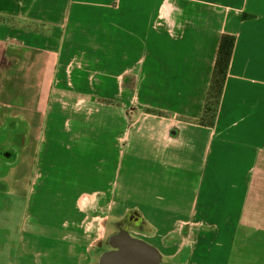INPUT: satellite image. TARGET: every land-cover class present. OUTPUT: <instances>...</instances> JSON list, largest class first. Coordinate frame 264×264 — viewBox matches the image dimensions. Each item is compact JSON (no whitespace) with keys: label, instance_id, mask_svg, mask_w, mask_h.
Returning <instances> with one entry per match:
<instances>
[{"label":"rangeland","instance_id":"374dc122","mask_svg":"<svg viewBox=\"0 0 264 264\" xmlns=\"http://www.w3.org/2000/svg\"><path fill=\"white\" fill-rule=\"evenodd\" d=\"M194 9L188 1L169 0L165 16L172 30L184 19L193 25L189 19H193ZM91 35L97 40V31ZM1 45L5 42L0 33ZM22 48L0 54V108L13 104L17 111L32 115L45 153L35 171L31 208L26 198L9 195L8 200H0V264H16L22 251L36 250L31 258L35 261L39 245L47 243L46 252L52 251L59 264H94L111 233L109 224L134 209L154 229L144 241L156 246L171 264H182L186 250L190 251L189 264H264L263 234L254 232V237L248 238L250 232L242 225L248 220L243 216L240 221L236 216V222H241L245 235L238 232L237 244L232 245L235 217L229 213L233 207L228 206L235 200L223 196L242 187L244 167L231 164L224 155H240L243 160L244 154L241 147L221 151V146L231 145L226 143L231 133L223 132L227 129L214 136L194 127L183 133L151 115L138 117L136 112L142 113L147 102V97L143 100L140 96L133 118L120 115L122 104L115 102L112 88L105 97L93 90L94 77L91 86L78 81L80 76L85 79L88 73L98 72L95 41L82 53L69 50L70 65L60 71L58 84L55 50L49 52L30 42ZM1 58H9L8 69ZM18 97L26 110L14 103ZM238 119L244 122L241 114ZM78 122L82 131L74 133ZM244 129L243 125L239 128L242 133L234 135L233 145L246 143ZM96 134L102 138L100 148L94 147ZM213 138L217 142L211 143ZM253 175L250 189L258 192L255 201L262 208L264 224V175L258 171ZM27 212L36 218L42 232L27 233L28 239L33 236L38 240L20 247L19 234ZM261 224L254 223L263 228Z\"/></svg>","mask_w":264,"mask_h":264},{"label":"crops","instance_id":"0c3cea01","mask_svg":"<svg viewBox=\"0 0 264 264\" xmlns=\"http://www.w3.org/2000/svg\"><path fill=\"white\" fill-rule=\"evenodd\" d=\"M168 1L0 0V33L5 42V46H0V54L23 49L29 42L46 47L49 52L55 50L58 84L60 71L70 65L69 50L82 53L95 41L98 72L88 73L85 79L80 76L78 81L91 86L94 77L93 90L105 97L112 88L115 102L122 104L118 107L120 115L133 118L140 96L143 100L147 97V102L142 113L136 112L138 117L151 115L183 133L194 127L214 136L227 129L223 132L231 133L226 142L231 145L221 146V151L241 147L244 154L243 160L240 155L223 154L231 164L244 167L242 187L238 186L230 196L224 192L223 196L235 200L233 206H228L233 207L229 213L235 217L232 245L237 244L242 225L250 232L248 238L261 231L264 239V226L254 225L262 220V208L255 201L258 192L250 189L253 173L264 175V0H183L195 7L194 17L189 19L193 25H187L184 19L176 31L165 16ZM93 23L97 27L93 28ZM96 31L97 40L91 35ZM223 34L236 37L237 42L216 127L205 129L184 120L196 121L202 115ZM62 42L67 46H61ZM8 59L1 60L7 69ZM240 114L244 122L238 119ZM243 125L247 141L236 147L234 135L242 133L239 128ZM252 135L258 139L254 140ZM214 140L211 143L217 142ZM236 216L238 221L243 216L248 223L240 225ZM48 246L39 245L40 255L35 261L31 258L36 250L25 252L24 264L61 263L53 260L52 251L46 252Z\"/></svg>","mask_w":264,"mask_h":264},{"label":"flooded vegetation","instance_id":"af4514ba","mask_svg":"<svg viewBox=\"0 0 264 264\" xmlns=\"http://www.w3.org/2000/svg\"><path fill=\"white\" fill-rule=\"evenodd\" d=\"M13 101L15 104L19 103L17 107H22V109L26 110L22 106L23 102L21 101V97L14 98ZM4 107L1 105L0 108V200H8L9 195L26 198L29 202L30 209L36 191L35 171L44 159V143L42 140H38L36 136L40 133V128L34 127L31 121V117L33 118L32 115H28L25 111H17L14 109L13 104ZM10 140L12 143L9 145L7 142ZM128 213L129 211L124 218L116 222L121 221V227L129 228L131 237L144 240L143 238L147 236L145 235L143 227L139 226L135 215ZM116 222L109 224V228L111 229L110 235L114 233V223ZM20 230V238L18 240L19 243L21 242L20 247L26 245L28 241L34 242L38 240L33 236L28 239L27 233L42 232L36 218L33 214L29 215L28 212L24 217ZM107 238L101 245L105 250H103L101 255L110 250L106 246ZM189 252V250H186L182 255V264H189L187 261ZM25 258L24 252H19L15 259L16 264H24ZM163 264L171 263L165 257Z\"/></svg>","mask_w":264,"mask_h":264},{"label":"water","instance_id":"95a60500","mask_svg":"<svg viewBox=\"0 0 264 264\" xmlns=\"http://www.w3.org/2000/svg\"><path fill=\"white\" fill-rule=\"evenodd\" d=\"M137 218L139 226L143 227L147 237L153 235L154 229L145 220L139 210H130ZM122 222L114 223V233L106 240L110 249L104 252L95 264H163L165 257L160 250L144 241L131 237L129 228H123Z\"/></svg>","mask_w":264,"mask_h":264},{"label":"trees","instance_id":"16d2710c","mask_svg":"<svg viewBox=\"0 0 264 264\" xmlns=\"http://www.w3.org/2000/svg\"><path fill=\"white\" fill-rule=\"evenodd\" d=\"M236 42L234 36L227 34L221 36L202 115L199 120L186 119L184 122L205 129L216 127Z\"/></svg>","mask_w":264,"mask_h":264},{"label":"bare ground","instance_id":"6f19581e","mask_svg":"<svg viewBox=\"0 0 264 264\" xmlns=\"http://www.w3.org/2000/svg\"><path fill=\"white\" fill-rule=\"evenodd\" d=\"M78 125H75L74 127H73V130H72V132H74V133H76V132H79V130L80 131H82L81 129H82V124H80L79 122L77 123ZM83 131H84V129H83ZM94 141H95V144H94V147H97V145L102 141V138L101 137H99V136H97V134L95 135V137H94ZM98 147L100 148V146L98 145ZM71 152H72V150H70ZM74 156V155H73Z\"/></svg>","mask_w":264,"mask_h":264}]
</instances>
